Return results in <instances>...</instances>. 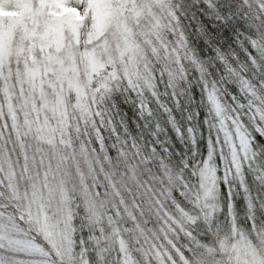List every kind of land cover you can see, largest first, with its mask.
<instances>
[{
	"label": "snow or ice",
	"instance_id": "obj_1",
	"mask_svg": "<svg viewBox=\"0 0 264 264\" xmlns=\"http://www.w3.org/2000/svg\"><path fill=\"white\" fill-rule=\"evenodd\" d=\"M0 13V264H264V0Z\"/></svg>",
	"mask_w": 264,
	"mask_h": 264
},
{
	"label": "trees",
	"instance_id": "obj_2",
	"mask_svg": "<svg viewBox=\"0 0 264 264\" xmlns=\"http://www.w3.org/2000/svg\"><path fill=\"white\" fill-rule=\"evenodd\" d=\"M192 89L193 92L196 91L195 84H193ZM197 107H199L198 103L196 105L188 104L184 106V108H186L187 111H184L183 108L179 111H176L177 124L181 128H186L189 123L192 124L194 127L197 126L196 120H192V121L187 120V115ZM203 114H204L203 109H201V116H203ZM157 116L159 117L163 126L167 128V137L170 138L169 143L175 145L179 150H183L187 148L190 151L191 150L190 142L187 139L182 140V138L176 133V131L168 124L166 116L162 112H159L158 108H157ZM132 131L133 132L136 131L134 126H132Z\"/></svg>",
	"mask_w": 264,
	"mask_h": 264
},
{
	"label": "rangeland",
	"instance_id": "obj_3",
	"mask_svg": "<svg viewBox=\"0 0 264 264\" xmlns=\"http://www.w3.org/2000/svg\"><path fill=\"white\" fill-rule=\"evenodd\" d=\"M0 15H3V13H0Z\"/></svg>",
	"mask_w": 264,
	"mask_h": 264
}]
</instances>
